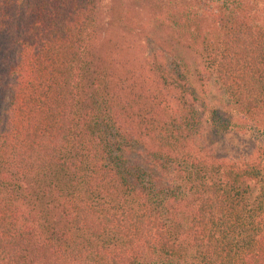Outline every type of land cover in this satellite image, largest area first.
Segmentation results:
<instances>
[{"label": "trees", "instance_id": "1", "mask_svg": "<svg viewBox=\"0 0 264 264\" xmlns=\"http://www.w3.org/2000/svg\"><path fill=\"white\" fill-rule=\"evenodd\" d=\"M101 1L0 0V264H264V0Z\"/></svg>", "mask_w": 264, "mask_h": 264}, {"label": "rangeland", "instance_id": "2", "mask_svg": "<svg viewBox=\"0 0 264 264\" xmlns=\"http://www.w3.org/2000/svg\"><path fill=\"white\" fill-rule=\"evenodd\" d=\"M107 4L108 0L101 1L102 10H106ZM205 90L204 98L196 107L202 145L217 158H236L250 154L260 139L249 133L237 132V128L222 129L228 120L236 126L237 116L214 79L207 80Z\"/></svg>", "mask_w": 264, "mask_h": 264}]
</instances>
